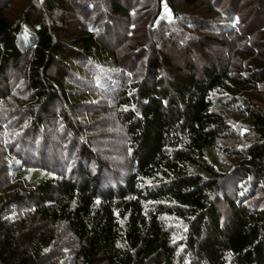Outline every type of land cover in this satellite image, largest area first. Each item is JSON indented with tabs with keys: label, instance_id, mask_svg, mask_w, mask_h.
<instances>
[{
	"label": "trees",
	"instance_id": "1",
	"mask_svg": "<svg viewBox=\"0 0 264 264\" xmlns=\"http://www.w3.org/2000/svg\"><path fill=\"white\" fill-rule=\"evenodd\" d=\"M23 1L0 0V264H264V0Z\"/></svg>",
	"mask_w": 264,
	"mask_h": 264
},
{
	"label": "rangeland",
	"instance_id": "2",
	"mask_svg": "<svg viewBox=\"0 0 264 264\" xmlns=\"http://www.w3.org/2000/svg\"><path fill=\"white\" fill-rule=\"evenodd\" d=\"M22 6H26L25 1L23 0H18V3H16L14 9H16L17 11H21L20 9L22 8ZM169 9L166 7L165 8V14L169 13L168 11ZM35 38L34 35V30L31 27H25L23 35L21 36V40H20V45L21 47H25V46H30L33 39ZM199 47V46H198ZM210 50L208 49V56H217L218 58H221L220 56H222V54L218 53L217 51H214V49L212 47H209ZM182 51V50H181ZM174 57L176 60H178V63H181V59L186 62L188 61H192V58L189 54H184V52L182 51V53L179 51L177 53L174 54ZM199 60L201 61V59L199 58ZM212 60V59H211ZM221 60V59H219ZM224 65L225 63L222 62ZM183 63H181L182 65ZM196 68L198 69V71L200 72L202 68V63L197 61L195 62ZM223 65V66H224ZM259 106L264 110V103L259 102ZM107 124H105L102 128V132L105 134L101 137V140H96L95 144H100L102 143V146L99 147V151L102 153H106L105 154V158H103L102 156H99L100 159L109 162V165H111V167H113L114 169H119L117 165H121L123 164L124 160L126 161V165H127V160L126 157L124 156V153H126L127 149L123 148L122 143L124 142V133L123 131L119 128L120 126L117 124V122L113 119V117H110V120H107ZM56 139L53 140V143L55 142ZM57 142V141H56ZM57 144L59 145L60 142H57ZM64 150L62 149V152ZM206 154L207 157L212 161V162H216L218 161V155L216 153V151L214 150L213 147H207L206 148ZM65 155V154H64ZM96 171V167L95 169L90 170V172H92V174H94ZM19 177L22 178H28L31 181H44L46 179H48L49 177H51V174L40 170V169H24L22 170V172H20ZM11 184H14L16 181L11 180ZM16 188H11L10 192L14 191ZM7 193V191H6Z\"/></svg>",
	"mask_w": 264,
	"mask_h": 264
}]
</instances>
